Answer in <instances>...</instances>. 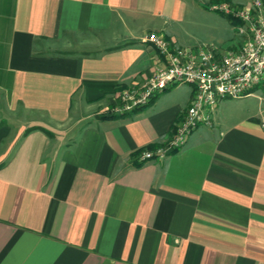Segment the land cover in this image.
Here are the masks:
<instances>
[{
  "label": "crops",
  "instance_id": "crops-1",
  "mask_svg": "<svg viewBox=\"0 0 264 264\" xmlns=\"http://www.w3.org/2000/svg\"><path fill=\"white\" fill-rule=\"evenodd\" d=\"M247 1L0 0V264H264V90L161 160L138 157L174 134L190 85L101 119L164 67L149 33L225 50L231 34L191 47V8Z\"/></svg>",
  "mask_w": 264,
  "mask_h": 264
},
{
  "label": "built area",
  "instance_id": "built-area-1",
  "mask_svg": "<svg viewBox=\"0 0 264 264\" xmlns=\"http://www.w3.org/2000/svg\"><path fill=\"white\" fill-rule=\"evenodd\" d=\"M210 10L236 23L238 43L225 50L203 45L197 51L175 49L162 35L149 33L145 42L152 45L164 61L139 88L118 93L115 112L146 106L172 86L188 84L193 97L183 120L164 147L142 152L139 161L163 159L179 150L186 138L200 125L211 126L212 114L225 99H240L264 90V0H248L242 6L222 2Z\"/></svg>",
  "mask_w": 264,
  "mask_h": 264
},
{
  "label": "rangeland",
  "instance_id": "rangeland-1",
  "mask_svg": "<svg viewBox=\"0 0 264 264\" xmlns=\"http://www.w3.org/2000/svg\"><path fill=\"white\" fill-rule=\"evenodd\" d=\"M230 22L225 15L213 12L209 8L203 10L200 7L191 8V26L187 27L188 32H191V47L209 43L225 48L229 45L230 34L233 40H239L236 25L233 27Z\"/></svg>",
  "mask_w": 264,
  "mask_h": 264
},
{
  "label": "trees",
  "instance_id": "trees-1",
  "mask_svg": "<svg viewBox=\"0 0 264 264\" xmlns=\"http://www.w3.org/2000/svg\"><path fill=\"white\" fill-rule=\"evenodd\" d=\"M229 19V18H228ZM230 20V19H229ZM231 21V20H230ZM231 23L233 24H236L234 21H231ZM156 98V97H155ZM155 98H152L150 100V102L146 105L148 106ZM146 106H143V107H140V108H134L130 111H125V112H113L112 110L106 112L105 114H103V116H101V119H112V118H119V117H122V116H125L127 115L128 113L130 112H134L135 110H138V109H141V108H144Z\"/></svg>",
  "mask_w": 264,
  "mask_h": 264
}]
</instances>
